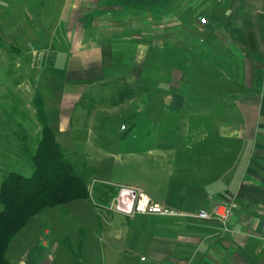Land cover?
<instances>
[{
	"label": "crops",
	"instance_id": "0c3cea01",
	"mask_svg": "<svg viewBox=\"0 0 264 264\" xmlns=\"http://www.w3.org/2000/svg\"><path fill=\"white\" fill-rule=\"evenodd\" d=\"M66 2L49 40L35 48L60 62L44 76L43 105L55 136L70 141L77 130H90L84 110L74 118L90 85L118 78L141 85L136 100H124L129 123L102 129L110 137L117 128L121 136L130 132L132 140L97 144L107 156L98 167L122 162L131 182L114 181L117 193L134 188L185 213L128 216L103 206V228L90 232L101 244L91 245L86 264H264V0ZM174 4L183 5L159 16L141 11ZM227 200L236 204L227 228L193 216ZM35 243L18 264H53L56 257L74 264L66 245L59 251L44 238Z\"/></svg>",
	"mask_w": 264,
	"mask_h": 264
},
{
	"label": "rangeland",
	"instance_id": "374dc122",
	"mask_svg": "<svg viewBox=\"0 0 264 264\" xmlns=\"http://www.w3.org/2000/svg\"><path fill=\"white\" fill-rule=\"evenodd\" d=\"M65 4H67L66 0H0V152H4V155L0 157V178L2 171L9 169L25 176L30 175L33 170L30 154L40 135V125L32 109L35 108L32 100L34 95L38 94L43 102L47 89L44 78H48L47 72L54 73L60 68L58 66L60 62L49 57L41 58L35 48L39 45L38 42L49 40L48 37L55 29V24L57 26V19L63 13L62 7ZM175 5L168 9L164 5L154 8L146 7L141 11L143 15L159 16L167 12H177L183 4ZM87 14L82 15L83 24L88 22ZM76 16L81 17V13L73 15L75 21H77L74 18ZM56 45L53 44L54 47ZM62 46L64 45H57L58 48ZM127 82L123 78V80L97 82L90 85L83 93L84 98L81 104L78 103L75 107L74 117L77 119L80 116V109L84 110L89 118L90 130L87 132L77 130L76 137L73 136L71 138L73 140L70 139V141L64 135L57 133L56 138L60 146L67 151L88 152L90 161L96 166L87 176L90 195L87 198H76L66 204L47 208L33 217L14 236L7 248L6 255L14 264H18L25 246L36 244L35 241L38 238L48 240L49 245L58 243L59 251L66 245L75 259L74 264L79 257L83 260L81 264H86V254L89 250L91 251V245L100 243L93 240L90 232L92 233V229L103 228L102 220L99 219V215L107 210L103 206L107 205L110 209H115V202H108L109 199L106 197L115 196V194L117 196L122 191L117 193V189L114 190L111 184L114 181L125 184L131 182L132 174L122 162L113 161L112 165L107 163L108 166L99 168L100 159L107 156L100 157L97 151V144H102V148L113 145L119 147L123 145L121 141L125 138L132 140L133 134L130 132L121 136L117 128L114 137H110L106 130L102 132L103 127L100 126L106 120L108 122L106 124L112 127L129 123L127 112H125L127 109L125 104L129 101L119 102L120 91H123ZM139 92L135 93L136 97ZM91 99L93 104L90 102ZM139 106L140 104L137 107ZM45 113L47 115V112ZM23 123L28 124L27 129L22 126ZM23 134L27 136L24 140L28 150L25 152H23L24 141L21 139ZM123 143H126V140ZM105 178L112 182L104 183ZM93 213L98 214L93 220L94 224L90 220ZM88 235L91 240L89 249L87 247L82 250L77 242L72 241L74 236L79 240ZM53 264H63V258L56 257Z\"/></svg>",
	"mask_w": 264,
	"mask_h": 264
},
{
	"label": "trees",
	"instance_id": "16d2710c",
	"mask_svg": "<svg viewBox=\"0 0 264 264\" xmlns=\"http://www.w3.org/2000/svg\"><path fill=\"white\" fill-rule=\"evenodd\" d=\"M142 88L139 84L127 82L123 91H120L119 102L134 97ZM83 98L82 95L78 103ZM92 100L90 102L93 104ZM32 103L35 105V114L40 125V135L30 154L33 170L30 175L25 176L9 169L2 171L0 178V264H12L6 255L9 244L38 213L90 195L87 176L96 167L90 161L88 153L67 151L60 146L38 94L34 95ZM106 123L107 120L100 126L104 127ZM21 139L24 141L25 152L28 150L25 143L27 136L23 134ZM81 245L82 238L78 247L81 248ZM75 264H80L79 259Z\"/></svg>",
	"mask_w": 264,
	"mask_h": 264
},
{
	"label": "built area",
	"instance_id": "2783aa9c",
	"mask_svg": "<svg viewBox=\"0 0 264 264\" xmlns=\"http://www.w3.org/2000/svg\"><path fill=\"white\" fill-rule=\"evenodd\" d=\"M199 19L202 23L206 21L203 17H200ZM121 128L124 129V125H122ZM114 202L115 209L128 216L142 212L151 214L156 213L164 216H181L185 214L182 211L180 212L158 202H152L142 191L140 192L139 190L130 187L122 189L120 194L115 196ZM235 206L236 204L234 200H227L219 202V204H214L210 210L206 211L202 209L194 213L193 216L201 219H215L227 228V225L230 222L229 220L233 216Z\"/></svg>",
	"mask_w": 264,
	"mask_h": 264
}]
</instances>
